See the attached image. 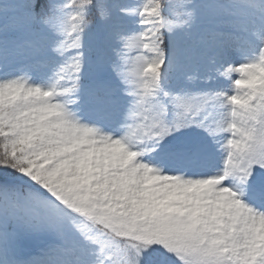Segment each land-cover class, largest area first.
<instances>
[{
    "label": "snow or ice",
    "instance_id": "snow-or-ice-1",
    "mask_svg": "<svg viewBox=\"0 0 264 264\" xmlns=\"http://www.w3.org/2000/svg\"><path fill=\"white\" fill-rule=\"evenodd\" d=\"M0 264H264V0H0Z\"/></svg>",
    "mask_w": 264,
    "mask_h": 264
},
{
    "label": "rangeland",
    "instance_id": "rangeland-1",
    "mask_svg": "<svg viewBox=\"0 0 264 264\" xmlns=\"http://www.w3.org/2000/svg\"><path fill=\"white\" fill-rule=\"evenodd\" d=\"M176 2L178 3V2H179V0H176Z\"/></svg>",
    "mask_w": 264,
    "mask_h": 264
}]
</instances>
